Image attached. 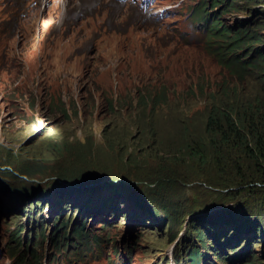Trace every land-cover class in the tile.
I'll return each instance as SVG.
<instances>
[{"label":"rangeland","instance_id":"obj_1","mask_svg":"<svg viewBox=\"0 0 264 264\" xmlns=\"http://www.w3.org/2000/svg\"><path fill=\"white\" fill-rule=\"evenodd\" d=\"M203 1L0 0V166L16 178L0 174V264H190L189 247L201 245L203 264H264L252 221L220 220L236 202L212 207L221 186H206L216 175L210 113L225 92L250 98L258 88L207 52V25L190 19ZM240 10L222 20L259 22ZM149 92L170 98L154 108ZM203 140L204 162L187 152ZM25 165L44 172L25 175ZM76 169L82 177L62 179ZM158 172H175L174 182ZM157 187L175 203L173 227L147 199ZM81 224L102 246L78 260ZM64 231L73 245L57 254Z\"/></svg>","mask_w":264,"mask_h":264},{"label":"trees","instance_id":"obj_2","mask_svg":"<svg viewBox=\"0 0 264 264\" xmlns=\"http://www.w3.org/2000/svg\"><path fill=\"white\" fill-rule=\"evenodd\" d=\"M207 5L212 7V11H215L213 15L207 17V6H205L204 0L199 6L201 10L198 9L195 20L190 18L195 25L202 22L207 25L206 32L210 38L207 52L239 83H244L250 78L257 85L258 91L250 98H241L237 93L238 90L228 92L231 93L234 103L227 100L229 94L225 92L224 95H226L218 100L219 104L210 113L207 134L210 135V148L216 175L213 182H206V186H221L218 187V191L214 190L218 194L212 207H221L230 201L236 202L233 208H229V212H222L219 215L220 220L227 222L244 218L247 222L249 219L252 221L255 235L264 238V199L257 206L251 204L252 196L264 193V0H208ZM240 5H245L242 10H240ZM233 9L251 10L253 16H258L259 22L246 18L237 20L238 24L233 27L226 25L222 16ZM169 98L168 94L162 99L159 95H153L152 92L144 96V100L150 101L154 108L168 102ZM111 104L113 105L114 101ZM64 112L67 114L66 110ZM206 147L207 142L203 140L189 145L187 152L204 162L207 159L204 153ZM21 170L25 172V175L44 172L41 168L32 170L27 165ZM121 170L129 171L126 168H121ZM78 172V169L69 171L70 174L62 175V179L65 181L77 180L83 176ZM174 173L170 175L158 172V175L162 180L173 183L174 179L171 177ZM0 174L7 180H16L1 166ZM204 179L209 180V178ZM158 187L160 189L167 188L165 183ZM158 187L153 189V193L149 192L150 198L147 196V199L165 213L168 218V226L173 227L176 223L175 214L177 212L175 203L167 200L163 195H159ZM218 221L217 219L214 223ZM62 224L65 226L66 222ZM84 227L85 224H81L72 232V236L76 240L72 253L78 259L86 256L92 250L93 245L97 249L102 246L99 237L91 235ZM67 234L69 233L64 231V236H55L57 254L60 250L62 253L64 250H69L70 245H73L72 240L68 242L67 238L64 239ZM19 235L12 236V241L16 243L14 249L20 245ZM204 236L201 233L198 238L202 239ZM230 237L225 236V241ZM233 237L236 238L235 235ZM230 243L231 241L226 246ZM23 247L22 244V248L19 249L22 250ZM206 251L208 250L206 249ZM188 256L190 264H202L207 258L201 248L197 246L189 247ZM256 262L252 260L250 264H257ZM26 264L29 263L26 262Z\"/></svg>","mask_w":264,"mask_h":264},{"label":"clouds","instance_id":"obj_3","mask_svg":"<svg viewBox=\"0 0 264 264\" xmlns=\"http://www.w3.org/2000/svg\"><path fill=\"white\" fill-rule=\"evenodd\" d=\"M159 0H128L127 2L125 1V2H122L123 4H129V5H133V4H137V3H139L140 5H142V4H148V3H151V5L153 4V5H155L156 4V2H158ZM194 23V22H193ZM194 25V24H193ZM194 28H195V25L193 26ZM196 31L198 32V31H200V29L199 28H197L196 29ZM201 248V250L203 251V254L206 256V257H208L207 256V253H206V247L204 248L203 246H201L200 247ZM217 249V248H216ZM215 249V250H216ZM206 260V259H205ZM205 260L203 261V262H205ZM203 262H202V264H203Z\"/></svg>","mask_w":264,"mask_h":264},{"label":"water","instance_id":"obj_4","mask_svg":"<svg viewBox=\"0 0 264 264\" xmlns=\"http://www.w3.org/2000/svg\"><path fill=\"white\" fill-rule=\"evenodd\" d=\"M124 172V174H130L129 171H126V170H122Z\"/></svg>","mask_w":264,"mask_h":264},{"label":"bare ground","instance_id":"obj_5","mask_svg":"<svg viewBox=\"0 0 264 264\" xmlns=\"http://www.w3.org/2000/svg\"><path fill=\"white\" fill-rule=\"evenodd\" d=\"M91 186H92V184H90ZM3 212H5V211H3ZM227 244V243H226ZM224 246H225V244H224Z\"/></svg>","mask_w":264,"mask_h":264}]
</instances>
